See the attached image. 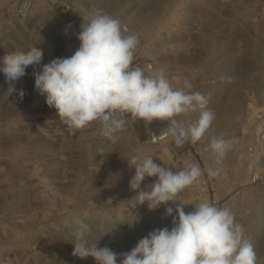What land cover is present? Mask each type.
Masks as SVG:
<instances>
[{"label": "rangeland", "instance_id": "rangeland-1", "mask_svg": "<svg viewBox=\"0 0 264 264\" xmlns=\"http://www.w3.org/2000/svg\"><path fill=\"white\" fill-rule=\"evenodd\" d=\"M15 1H2L0 15ZM74 2L37 0L38 8L26 19L4 15L0 20V57L33 45L43 51L40 65L28 66L24 76L11 82L15 91L10 95L9 83L0 73V260L96 264L92 257L73 255L74 243L97 242V247L121 254L153 230L171 229L166 208L181 203L185 212L192 211L194 205L185 200L193 196L197 204L200 193L195 185L179 193L177 202L155 210L146 204L134 209L128 200L136 194L130 189L135 167L128 161L151 155L173 171L198 164L204 174L197 184L207 179L218 207L232 210L254 246L258 264H264V181L251 184L248 172L256 157L253 166L257 164L264 179V134L262 139L254 136L258 125L264 128V112L251 115L250 107L264 109V0H83L79 6ZM97 11L119 19L125 34L138 36L133 67L145 74L162 72L174 89L209 97L207 107L215 119L201 140L174 149L173 141L164 145L151 133L160 124L167 127V121L151 126L119 114L126 123L112 143L102 135L100 122L73 133L46 104L35 89L34 71L74 54L81 24ZM186 81L191 89L185 88ZM198 117L199 110L176 119L187 126ZM233 136L239 144L217 164L212 139ZM187 150V159H180ZM237 163L245 168L242 176L232 175ZM209 167L219 168L220 174L209 178ZM154 179L145 177L141 188ZM251 187L263 203L255 205V196L244 194Z\"/></svg>", "mask_w": 264, "mask_h": 264}, {"label": "clouds", "instance_id": "clouds-1", "mask_svg": "<svg viewBox=\"0 0 264 264\" xmlns=\"http://www.w3.org/2000/svg\"><path fill=\"white\" fill-rule=\"evenodd\" d=\"M78 49L68 57L55 58L34 71L35 89L46 104L55 108L67 128L75 133L93 122L102 124V135L116 143L126 121L119 114H128L135 121L151 124L167 121V131L177 146L196 143L211 127L215 113L207 107L209 97L199 91L174 89L162 72L145 74L133 67L134 53L139 44L135 34H125L119 19L97 11L81 24L77 35ZM43 51L37 45L13 51L0 57V73L4 74L10 95L15 91L11 82L26 74V68L40 65ZM185 82V88L191 89ZM24 91L19 92L22 99ZM199 110L194 123L185 126L176 117ZM239 144L238 137L213 138L210 149L219 164ZM135 167L130 189L136 194L128 200L135 209L146 204L158 209L185 189L197 183L204 174L198 164L173 171L158 164L151 155L128 161ZM219 168L209 167L207 175L215 178ZM145 177H154L151 185L141 188ZM150 186V187H149ZM185 212L183 204L168 207L172 227L150 232L128 252L117 254L108 247L81 240L74 243L73 255L92 257L96 264H258L257 253L245 229L228 207H218L207 200L193 204ZM175 215L173 216V212ZM77 223H82L78 220Z\"/></svg>", "mask_w": 264, "mask_h": 264}, {"label": "bare ground", "instance_id": "bare-ground-1", "mask_svg": "<svg viewBox=\"0 0 264 264\" xmlns=\"http://www.w3.org/2000/svg\"><path fill=\"white\" fill-rule=\"evenodd\" d=\"M2 1H4V0H0V3H2ZM83 0H76V2H74L77 6H79V4L82 2ZM63 3V2H62ZM38 7L37 6H35V8H34V12L36 11V9H37ZM78 8V7H77ZM80 8V7H79ZM21 21V20H20ZM18 23V22H17ZM1 24V23H0ZM4 27H6V26H4ZM63 33V32H62ZM65 33V32H64ZM63 33V34H64ZM239 64V63H238ZM250 107H253V114H251V115H257V114H259L260 112H264V109H260V108H257V106H254V105H250ZM252 109V108H251ZM255 117V116H254ZM154 122V121H153ZM157 124V123H156ZM151 126H152V123H151ZM151 126H150V128H151ZM153 126H155V123H154V125ZM159 127V128H158ZM156 129H154V128H152L153 129V131L151 132V133H155L154 135L155 136H157V138H159V136L162 138L161 140L163 141L162 143H164V145H168V144H170L171 142H172V138H171V136L169 135V133H168V131H167V127L166 126H164V125H161L160 124V126H158ZM149 128V129H150ZM163 128V129H162ZM151 130V129H150ZM158 132H160V134L158 135ZM255 135L254 136H257V138H261L262 139V135L264 134V128L260 125H258V127H256V130H255ZM264 137V136H263ZM264 139V138H263ZM258 140V139H257ZM254 141H255V139H254ZM83 145H84V142L82 143ZM174 149H178V146H175V147H173ZM167 151H168V149H167ZM169 152V151H168ZM176 152H177V150H176ZM187 154H189L188 153V150L187 151H184L183 153H182V155H180L179 156V158L180 159H182V160H186L187 159ZM167 155H169V154H167ZM171 155V154H170ZM169 155V156H170ZM171 157H172V155H171ZM170 157V158H171ZM190 157V156H189ZM241 157H242V155H241ZM243 158V157H242ZM169 159V158H168ZM172 159V158H171ZM239 159V158H238ZM254 159H256V157L254 158ZM254 159H251L252 160V162H254ZM170 160V159H169ZM168 160V161H169ZM258 163V162H257ZM176 164V163H175ZM259 164V163H258ZM174 165V164H173ZM244 165H245V162H244ZM244 165H243V167H244ZM254 166H257V164L255 163L254 164ZM259 166V165H258ZM243 170H245V168L244 169H242L240 166H238V163L237 164H234V166L232 167V175H234V176H242L243 175ZM258 172V171H257ZM249 181H250V179H249ZM201 182H202V179H201V181H200V183L199 184H197V183H195V184H193L192 186H195L196 185V190L197 191H201L202 192V187H201ZM191 186V187H192ZM245 193L244 194H246V195H248L247 197H251V196H255V198L254 199H252L253 201V203L255 204V205H259V204H261V203H263V202H261V200H260V196H259V192H256V191H252V187L251 188H246L245 189V191H244ZM190 195H192V194H190ZM58 196V195H57ZM189 197V196H188ZM197 199H198V201L199 202H202V201H205V200H207L208 201V196L207 195H202L201 197L200 196H197ZM234 200V199H233ZM15 201V200H14ZM185 204H189V205H192V204H195V199H194V197L193 196H190L187 200H185ZM188 205V206H189ZM193 206V205H192ZM259 207V206H258ZM187 209V208H186ZM64 211V213H66L67 211H66V209H64L63 210ZM0 262H3L4 264H6L3 260H0ZM6 262H9V260H7Z\"/></svg>", "mask_w": 264, "mask_h": 264}, {"label": "built area", "instance_id": "built-area-1", "mask_svg": "<svg viewBox=\"0 0 264 264\" xmlns=\"http://www.w3.org/2000/svg\"><path fill=\"white\" fill-rule=\"evenodd\" d=\"M36 2L37 0H16L15 3L11 7L3 11V15L1 13L0 20H3L4 15L8 17H13L18 20L26 19L32 13ZM248 172H249V178H250L251 184L257 185V184L263 183L264 179L260 176L259 172H257V169L255 166H253V163L251 160L249 163ZM201 187H202V192L199 191L200 193L199 196L201 197L202 195H207L208 201L218 206L219 202L216 201V199L214 198L215 195H213L212 190L209 187V183L207 179H204L202 181Z\"/></svg>", "mask_w": 264, "mask_h": 264}]
</instances>
